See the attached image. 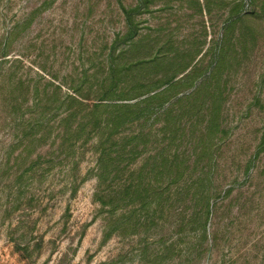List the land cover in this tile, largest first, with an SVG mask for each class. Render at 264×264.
<instances>
[{
	"label": "rangeland",
	"instance_id": "rangeland-1",
	"mask_svg": "<svg viewBox=\"0 0 264 264\" xmlns=\"http://www.w3.org/2000/svg\"><path fill=\"white\" fill-rule=\"evenodd\" d=\"M144 2L0 0V264H264V0ZM136 5L132 49L116 39ZM196 51L192 84L142 101ZM156 53L178 63L140 64ZM112 62L129 67L102 99Z\"/></svg>",
	"mask_w": 264,
	"mask_h": 264
},
{
	"label": "trees",
	"instance_id": "trees-1",
	"mask_svg": "<svg viewBox=\"0 0 264 264\" xmlns=\"http://www.w3.org/2000/svg\"><path fill=\"white\" fill-rule=\"evenodd\" d=\"M145 5H148V0H145L144 2ZM140 5H136L134 8L133 7H122L125 15H126V25H127V31L124 35H118L117 40H119L120 38H128L130 39V48L132 49H139V45H140V40H139V36L136 33V28H137V21L135 19V13L136 11L139 9ZM241 6L239 7V5H236V7L234 6L232 9V13H237V18H241L242 15L240 14L241 11ZM238 20L237 19H231L230 21H227L226 23V27H225V33L229 32L230 30H232L236 24ZM233 31V30H232ZM115 42V43H116ZM115 52L116 49L115 47H113L112 51H111V61L114 60L115 58ZM201 53L200 51H196V54L192 57L191 61H188L186 63H179V66L176 70H174L172 73L170 74H164L161 75L159 77H157L156 79L159 82V84H156L154 86H152L151 88H149V91H156L157 89H160L163 87L160 91H156L153 94H151L150 96L146 97V99L142 100L143 102H148L151 101L152 99H157V98H162L163 95H167L169 94L170 91L176 89L177 87L181 86V85H185L187 82H190V84H192L196 72H197V68L194 67V65L197 62H193V59L196 58L197 56H199ZM5 55V54H4ZM214 59H215V63L217 66V69H219L222 66L223 63V55L222 53H218L216 54L215 52L213 53ZM213 61V60H212ZM175 63L178 62H169L167 55L165 53L161 54V53H156L154 55V57H151L149 59L144 60L142 63L140 64H145V65H150L148 66L149 68H156L160 65L166 64L165 67L168 69H172V66H174ZM193 65V66H192ZM126 66L129 67V65H119V64H114L113 62L110 64L109 66V73H108V77L107 79L110 80V83L108 84L107 87H105L102 92H101V98L104 99L105 97H111L114 93L113 88H112V82H114L115 79H120L121 77L125 76V68H127ZM192 66V67H191ZM194 67V68H193ZM182 75V76H180ZM209 82V79L207 80V83ZM207 84L206 81L201 82L196 89L189 95H183L181 97H178L175 101H173L170 105H175L179 102H181L184 98H190L194 95H198V94H206L207 91ZM204 92V93H203ZM140 94H136L134 95V97L139 96ZM216 95V94H214ZM72 98V100H74L75 102L77 101V97L75 96H70ZM104 97V98H103ZM127 99V98H126ZM82 102V101H81ZM205 103V100H201L200 105L203 106V104ZM215 106H213V112H211L210 115V119L207 122V125L205 126L204 129V136L207 137L209 139V143L207 145H205V147L202 149V152L205 151H210L212 152V149H214L215 143H214V139H215V135L218 132H222V127L220 124V120H219V116L221 113V102L219 100L214 101ZM96 105H94V109L92 110V121L97 124V125H101L102 120L98 114L97 109H99L103 103L102 101H100L99 103H95ZM119 108H125L124 113H121V116H118L115 121H114V127H117L119 125H121V123L123 122V118L126 116L125 112L128 110L129 113L131 115H133V110L130 111V107L132 108H136L131 105L125 104L123 103V105H119ZM167 112H173L172 110H169ZM75 115V111L69 113V116ZM177 123H175V126ZM213 145V146H212ZM100 146L102 149L101 154L99 155V164L102 167V174H106L107 171V153H106V147H105V142L104 141H100ZM215 164L213 161H211V163H209L207 165L208 167V172L212 171L214 168ZM250 168V164L247 166V169L249 170ZM209 174V173H208ZM211 182V177H209V175L205 178L200 177L199 180L197 181L198 186H200V188L205 187L206 184H209ZM146 191H148V189H145ZM230 192V190H228ZM208 194L210 195V193L208 192ZM143 203H144V198H142ZM198 201L200 204H202V208L204 210V215L207 218V216L210 214L211 212V208H212V204H211V200L210 197L208 195L204 196V195H200L198 198Z\"/></svg>",
	"mask_w": 264,
	"mask_h": 264
}]
</instances>
